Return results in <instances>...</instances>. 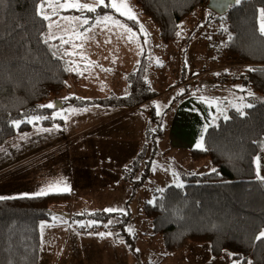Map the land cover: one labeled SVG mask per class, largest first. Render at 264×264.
<instances>
[{
    "label": "trees",
    "instance_id": "obj_1",
    "mask_svg": "<svg viewBox=\"0 0 264 264\" xmlns=\"http://www.w3.org/2000/svg\"><path fill=\"white\" fill-rule=\"evenodd\" d=\"M41 1L0 0V144L31 129L30 115L54 112L44 101H60L64 90L83 82L82 71L70 53L71 42L49 38V20L38 11ZM135 2L158 26L163 41L172 46H180L184 39V20L198 9L211 10L209 0ZM261 9L264 0H242L222 15L228 38L223 44L225 55L219 56L225 62L219 67L226 75L240 78L245 89L254 93L246 95L252 107H229L227 117H218L209 125L203 147L191 148L195 160L209 158L216 170L185 176V184L158 189L156 197L144 203L143 209L154 231L163 237L168 253L181 250L189 241L209 243L214 256L230 251L246 264H264V238L256 239L264 231V179L256 165L264 145ZM98 11L112 12L129 25H138L106 5ZM148 62L147 52L142 53L130 77V93L112 98L108 104L131 107L156 96L146 79ZM77 101L66 97L60 102L65 107ZM53 119L46 116L41 122L49 124ZM16 120L21 123L15 125ZM71 199L68 192H50L0 200V264H40V224L51 218L53 205Z\"/></svg>",
    "mask_w": 264,
    "mask_h": 264
},
{
    "label": "rangeland",
    "instance_id": "obj_2",
    "mask_svg": "<svg viewBox=\"0 0 264 264\" xmlns=\"http://www.w3.org/2000/svg\"><path fill=\"white\" fill-rule=\"evenodd\" d=\"M52 2L55 5V0ZM80 2L94 5L97 0ZM42 3L43 0L38 7L39 13ZM128 4L135 18L122 16L135 20L137 26L129 25L112 12H99L100 6L95 11H88L44 4L43 12L50 17L49 38L71 42L70 53L75 56V64L84 77L80 89L77 85L64 90L61 100L84 95L76 103L59 107L51 114L30 115L28 120L32 127L41 125L46 116H62L72 120V126L76 114L71 110L85 107L84 104H96L100 100L127 96L131 74L144 52L149 59L146 79L156 96L136 112L139 129L143 128V151L145 136L149 137V158L143 161L141 167L138 166V173L131 174L129 180L133 179V184H130L131 181L126 184V178L122 179L127 170L120 171L121 184L111 188L113 194L107 195L111 198L110 202H105L101 194L111 191L100 188L96 192L99 200L89 205L85 204L86 198L92 196L79 191L73 195L71 202L62 201L53 205L51 218L40 224V264H246L230 251L214 256L209 243L189 241L181 250L168 253L163 237L154 231L152 220L143 209L144 203L156 197L158 189L171 184L183 185L187 182L185 176L190 174L216 170L209 158L195 160L190 146L173 142L172 133L177 123L180 136L184 124L194 121L204 123L203 116L185 104L191 97L205 96L217 101L218 111L214 121L218 117H227L225 109L229 107L244 108V105L253 103L246 100L249 94L244 91L243 81L231 74L226 75L219 67L225 62L219 56L225 55L223 44L228 38L227 22L223 14L207 8L198 9L183 22L184 39L180 46H172L163 41L158 26L141 11L135 0H128ZM104 5L108 6V0ZM105 17L111 19L105 20ZM182 93L185 96L174 102ZM60 101L57 98L48 99L44 104L58 106ZM122 107L128 108L120 104L116 110ZM66 110L72 115L67 116ZM15 122H18L15 125L21 123L20 120ZM70 126L66 123L59 135L78 134L84 129L79 125ZM103 129L99 131L103 132ZM16 138L12 137L11 143L9 140L0 144V152L14 147ZM256 165L259 176L264 177V145L256 156ZM35 167L41 177L48 175L45 170L42 173V165ZM109 208L115 211H105ZM109 213L116 215L105 217ZM116 238L123 242L117 244Z\"/></svg>",
    "mask_w": 264,
    "mask_h": 264
},
{
    "label": "crops",
    "instance_id": "obj_3",
    "mask_svg": "<svg viewBox=\"0 0 264 264\" xmlns=\"http://www.w3.org/2000/svg\"><path fill=\"white\" fill-rule=\"evenodd\" d=\"M80 87L81 85L77 88ZM244 91H247V94L254 93L247 89ZM81 96L75 97L79 100ZM191 98L185 104L202 115L204 123L197 124L194 121L184 124L182 136L176 128L179 125L177 123L172 138L176 145L183 144L195 148L198 143L203 144L205 133L215 120L218 103L215 99L205 96H202V99L198 96ZM109 100L84 104L85 107L71 110L76 114L75 119L72 117L75 121L73 125L84 127L78 134L59 135L64 131L66 123L70 126L72 120L55 116L54 121L49 124L33 125L27 132L14 135L13 137H18L15 146L0 152V196H33L49 186L67 187L69 191L59 192L70 193L72 199L77 191L83 195H91L92 197L86 198L85 204L89 205L99 200L96 192L100 188L111 191V188L121 184L120 171L127 170L122 179L126 178V184L128 181L133 184V179L129 180L131 174L138 173V166H142L143 161L149 158V137L145 136L146 146L143 151V128L139 129L140 122L136 112L149 102L116 110L118 105L108 104ZM66 115L72 114L66 110ZM131 116L134 118L129 119ZM103 127V132L99 131ZM53 136L55 137L52 138ZM9 140L11 143L12 137ZM149 164L150 161L147 169ZM36 165H42V173L44 174L45 170L48 175L41 177ZM109 194H113V191L101 194L105 202H110L111 198L107 197ZM122 242L116 238L117 244Z\"/></svg>",
    "mask_w": 264,
    "mask_h": 264
},
{
    "label": "snow or ice",
    "instance_id": "obj_4",
    "mask_svg": "<svg viewBox=\"0 0 264 264\" xmlns=\"http://www.w3.org/2000/svg\"><path fill=\"white\" fill-rule=\"evenodd\" d=\"M242 2V0H223V7L227 8L232 5H239ZM47 3L49 7H61V8H76V9H87L88 11H95L96 7L102 6L105 4V0H97V3L94 5L86 4V3H81L80 0H55V5H53L52 0H43V3L41 4V12L40 14L43 15L44 19H50L48 15H45L43 12V7L44 4ZM108 6L113 8L116 12H119L121 15L128 16L129 18H135V14L132 12L131 6L128 4V0H108ZM260 16H261V26H260V31L262 34H264V9L260 10ZM73 19H78V18H73ZM105 20H110L111 17H105ZM84 23H87V20H84ZM51 38V37H50ZM249 95H252V93H249ZM47 107H53L52 104L47 105ZM244 107H252L251 104H246ZM243 115L244 113L241 112ZM18 123V122H14ZM198 148H202L203 144L198 143L196 145ZM260 179H264V177H260ZM62 183V182H58ZM67 187L60 188L56 186H49L48 189L46 190H41L37 193H34L33 195L37 196H42V195H47L49 192H59V191H69ZM27 195V194H24ZM10 197H3L0 196V200L4 199H9ZM105 211L111 212L115 211L114 209H106ZM100 235H104L101 233ZM264 238V231H261L260 234L256 237V239H262Z\"/></svg>",
    "mask_w": 264,
    "mask_h": 264
},
{
    "label": "water",
    "instance_id": "obj_5",
    "mask_svg": "<svg viewBox=\"0 0 264 264\" xmlns=\"http://www.w3.org/2000/svg\"><path fill=\"white\" fill-rule=\"evenodd\" d=\"M208 8L217 12V13H220V14H223L225 12L228 11V9L231 7H223V0H209L208 4H207ZM58 101V100H57ZM62 102H60V104L57 106L56 104L53 105V107H51L53 110H57L59 107H62Z\"/></svg>",
    "mask_w": 264,
    "mask_h": 264
}]
</instances>
